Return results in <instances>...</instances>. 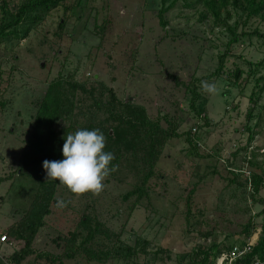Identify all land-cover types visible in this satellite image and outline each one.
<instances>
[{"label":"rangeland","instance_id":"rangeland-1","mask_svg":"<svg viewBox=\"0 0 264 264\" xmlns=\"http://www.w3.org/2000/svg\"><path fill=\"white\" fill-rule=\"evenodd\" d=\"M6 1L13 11L24 0ZM162 8L167 9V27L160 23ZM227 10L218 21L199 0H63L27 16L0 42V235L22 218L38 190L35 175L45 157L27 142L35 127L36 102L54 78L94 87L93 98L100 96L103 83L120 100L145 106L163 127L174 122L181 134L163 147L149 196L137 204L135 198L124 199L136 182L126 166L103 181L99 195L74 194L60 184L56 196L67 206H52L33 243L35 252L22 264H49L37 255L61 254L65 240L58 236L73 231L83 214L96 215L111 230L122 232L125 245L147 240L149 255L140 254L141 262L161 248L170 255L163 264H178L177 254L199 244L220 242L226 234L231 242L241 239L240 225L264 208L245 185L250 170L264 175V91L254 104L262 84L257 79L264 76L263 39L254 35L234 43L223 73L214 72L232 38L228 27L239 34L257 27L264 32V10L250 19L233 4ZM237 67L243 69L239 80L234 76ZM201 81L215 83L218 93H205ZM77 103L78 111L87 112L93 99L80 92ZM188 131L195 133L197 149L187 141ZM234 175L238 177L232 182ZM192 189L193 214L188 218L186 196ZM256 197L264 199V187ZM263 217L255 216L253 236L259 235ZM207 230L214 233L205 238L201 232ZM22 244L0 242V258L8 260ZM64 264L136 263L121 258L87 262L77 256Z\"/></svg>","mask_w":264,"mask_h":264},{"label":"trees","instance_id":"trees-1","mask_svg":"<svg viewBox=\"0 0 264 264\" xmlns=\"http://www.w3.org/2000/svg\"><path fill=\"white\" fill-rule=\"evenodd\" d=\"M63 0H24L18 5L16 10H11L6 0L3 1V16L0 22V42L11 35L14 29L23 22L27 16L41 9H48L60 4ZM210 8L215 20H222L223 10H227L230 4L240 8L247 18H252L264 10V0H199ZM167 9L162 8L159 12L160 23L167 27L168 21L164 17ZM228 16H230V13ZM65 22L60 23L63 27ZM106 24L101 25L103 31ZM232 38L227 43V52L219 58V66L214 75H220L224 71L226 57L231 51V46L238 43L246 37L254 35L263 39L264 32L258 27L252 31H242L240 34L236 28L228 27ZM243 38V39H242ZM133 55V54H130ZM133 57V56H132ZM251 65V62H249ZM250 67L249 74L252 73ZM257 69H255L256 71ZM243 74V69L237 67L234 76L237 80ZM247 81V80H245ZM262 81V84L259 83ZM260 85L259 94L255 101L256 105L261 93L264 91V76L257 79ZM102 92L98 98H93L95 88H88L84 82L69 81L62 76L54 78L47 86L45 94L36 102V113L34 115V131L28 139V144L32 150L43 154L45 160H63V145L68 132L74 133L79 129L94 130L99 128L105 135L107 143L105 151L115 154V159L111 162L112 166L118 169L111 172L115 174L125 166L131 170L135 176L136 182L132 189L124 194V199L135 198V203L149 196L151 181L157 176V166L162 154V149L167 141L172 137H179L181 134L177 130V125L169 123L165 128L160 119L153 120L148 115L145 106L135 104L130 100L124 102L118 98L115 90L105 84H101ZM82 92L92 97L93 103L87 112L78 111V94ZM196 92V90H195ZM109 98L104 99L105 94ZM198 94V93H197ZM254 95H256L254 93ZM83 101V100H81ZM3 102L0 101V104ZM194 106V103H192ZM93 107V108H92ZM254 106L250 107L248 116L251 118ZM98 111L107 113V116L100 117ZM88 114V115H87ZM80 115H83L81 118ZM80 116V117H79ZM85 116V117H84ZM207 119L206 114L203 116ZM64 123V124H62ZM251 128L248 127V131ZM191 131L186 132V138L193 149H197L198 143L194 139ZM250 140L253 136L250 134ZM251 166H254L253 162ZM237 175L231 179L235 182ZM38 182V190L29 209L20 220L12 224L7 230V241H19L22 247L12 253L8 260L0 258V264H22L26 258L35 252L33 243L40 230L46 224V218L52 213V206L58 204L56 196L58 186L61 184L57 180L48 179L46 170L42 168L35 175ZM1 181V178H0ZM252 191V197L255 201L264 204L262 197H256L264 187V175L261 172L250 170V176L245 182ZM195 189V188H194ZM192 189L186 196V207L189 218L192 214L193 195ZM131 205V213L136 204ZM264 214V208L257 215H252L248 220L241 224V239L231 242L230 236L226 234L225 239L211 244H199L193 251L177 254L178 264H216L217 259L224 253H232L235 245L244 246L247 240L253 236L257 230V221L255 216ZM214 232L207 230L201 232V235L208 238ZM1 234V235H2ZM122 232H115L105 225L96 215L83 214L78 221L75 229L69 231L67 235H60L58 239L65 240L64 251L61 254L44 252L37 257L45 259L49 264H64V260L74 259L77 256H83L87 262L105 263L111 259H125L135 261L136 264H163L168 257V251L158 249L154 257L147 261L139 260L140 254L149 255L148 241L138 239L134 245H125L122 241ZM159 253L164 254L158 256ZM160 254V255H161ZM160 257V258H159ZM151 260V261H149ZM160 261V263L158 262ZM260 262L264 264V217L261 223L259 237L252 249L238 258L235 264H253Z\"/></svg>","mask_w":264,"mask_h":264},{"label":"clouds","instance_id":"clouds-1","mask_svg":"<svg viewBox=\"0 0 264 264\" xmlns=\"http://www.w3.org/2000/svg\"><path fill=\"white\" fill-rule=\"evenodd\" d=\"M200 87L205 93H218L215 83L201 81ZM106 143V137L99 128L68 132L62 149L65 158L43 161L48 179L57 180L74 194L91 192L99 195L105 187L103 181L118 169V165H111L115 154L105 151ZM66 206L65 201H58V207Z\"/></svg>","mask_w":264,"mask_h":264},{"label":"built area","instance_id":"built-area-1","mask_svg":"<svg viewBox=\"0 0 264 264\" xmlns=\"http://www.w3.org/2000/svg\"><path fill=\"white\" fill-rule=\"evenodd\" d=\"M193 131L194 132L197 131V127H194ZM258 237L259 235L257 233L255 236L249 238L244 246L235 245L232 253H224L223 256L220 257L221 262L219 264H235L238 258H240L244 253L252 249ZM6 241H7V235L6 234L0 235V242L3 243ZM253 264H260V262H256Z\"/></svg>","mask_w":264,"mask_h":264},{"label":"water","instance_id":"water-1","mask_svg":"<svg viewBox=\"0 0 264 264\" xmlns=\"http://www.w3.org/2000/svg\"><path fill=\"white\" fill-rule=\"evenodd\" d=\"M44 65V64H43Z\"/></svg>","mask_w":264,"mask_h":264}]
</instances>
